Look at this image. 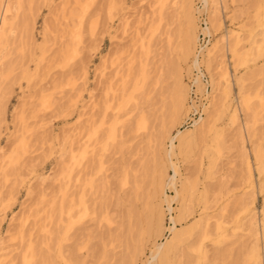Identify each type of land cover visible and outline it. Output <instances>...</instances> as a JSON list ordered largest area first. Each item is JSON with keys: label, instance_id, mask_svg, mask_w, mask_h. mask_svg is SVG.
Segmentation results:
<instances>
[{"label": "rangeland", "instance_id": "374dc122", "mask_svg": "<svg viewBox=\"0 0 264 264\" xmlns=\"http://www.w3.org/2000/svg\"><path fill=\"white\" fill-rule=\"evenodd\" d=\"M9 1L13 8L7 16L13 17L8 24V38L0 53V58H4L3 62L0 59V264H8L12 260L16 261L13 264H21L20 258L27 252L26 246L29 240L32 241L34 248L40 246L39 249L43 250L45 246L40 239L43 237V224L47 225L48 229L55 227L52 229L61 232L58 239L52 240V246L49 242L47 244V240L45 241L51 247L53 264H63L62 258L69 255L67 258L71 259L70 254L72 259L77 256L82 257L83 259L80 260L77 257L79 261L83 260L81 264L85 261V264H159L151 259L155 245L159 246L170 240L172 233L168 230L175 232L182 228L190 232L176 249L168 252L169 264H191L192 260V264H228L236 259L237 263L241 260L242 262L239 263L242 264L243 261L253 260L247 256V252L248 255L250 254L248 249L250 250L252 243L258 244L257 252L261 260L259 261L264 264V238L260 231L261 222L264 221L262 214L264 189L255 169L258 162L253 155L255 146L256 149L258 147L264 152V44L262 43L264 0H209L205 9L201 0ZM7 2L8 0H0V18L3 15L2 8ZM18 3L22 8H18L20 7ZM161 6L165 10L163 23L159 21V13H157V9ZM183 6L186 10L189 8V13L193 15L194 30L198 38L192 48L195 50L187 56L183 55L179 47L182 35L188 27L183 18L186 11ZM77 8L79 9L77 13L83 12L79 30L76 25L77 20L71 19L69 14L71 9L73 13L78 10ZM214 12L218 14L214 15ZM210 14L214 17L211 18ZM123 18L128 19L124 34L120 29ZM217 20L221 23L220 27ZM21 23L29 27H22ZM205 28H209V33L203 31ZM231 31L238 33L242 39L237 47L239 55L236 57H233L228 49L232 38L229 37ZM130 38L134 40L127 44ZM118 43L126 46V54L122 56L123 59L125 57L123 63L127 64V60L133 57L136 65L133 63L132 73L137 79L135 82H138L137 88L127 92V95L131 93L132 99H124L123 102L112 99L106 80L111 72L110 54L114 52L115 44ZM128 47L129 50L126 49ZM131 48L136 51L133 49L131 51ZM194 55L197 56V65H200H196L198 68L193 64ZM219 62L226 63L224 65L228 71L230 90L227 97L223 94L222 82L217 84ZM142 69L146 76L144 87L141 85ZM242 95L247 98L248 109L241 104ZM180 96H183V105L181 110L177 111L173 104ZM109 97V103H106ZM101 103L110 106L107 113L111 114H108L107 124L102 128L104 130L106 127L104 140L109 133V124L113 127V137L108 140L109 146L105 147L108 148V152L105 150L102 154L101 168L96 167L97 170L99 169L98 177L102 179V182L98 180L96 185L101 188L99 187V191L96 186L98 192L96 190L93 196L95 207L93 204L88 216L80 220L75 214L76 217L71 216L72 220L70 218L69 222H63V227L71 225L67 231L68 240L65 241L59 218L53 216L51 220H45L47 214H51L49 213L51 210L46 207L50 208L49 203H53L58 208L64 190L66 196H71H68L69 199L64 205L74 199L72 193L76 168L72 165V155L77 128L81 123L85 124L88 115L91 117L96 113L94 112L96 105L95 111L98 110L96 114L102 113L106 106L104 105L102 110ZM234 107L237 110V121L232 123L230 111ZM200 117L208 124L203 133L191 135L183 144H178L175 139L172 142L173 151L171 154L167 153L171 149L170 139L175 137L178 131L190 130L193 121H197ZM247 120L251 122L249 132L244 129ZM239 128L241 135L238 132ZM242 151L246 153L250 162L254 181L252 189L255 200L249 205L247 212L241 209L239 203L240 198L243 196L241 201L244 202L246 200L244 194L250 192L248 183L245 182L246 166L241 155ZM174 170L175 188L166 186L163 189V196L160 195L162 193L157 191L158 173L161 172L165 178H171ZM124 171L128 173L127 180L128 176L132 179L129 184H124ZM11 172L16 176L11 175ZM18 173H21L20 176ZM134 180L139 181L144 188L137 190V195L133 191ZM184 184L189 189L183 200L181 195L175 196V189L180 190ZM193 184L196 191L191 196L189 190H192ZM128 193L131 195H127ZM53 195L54 199H52ZM164 198L170 200L172 211L168 212L167 203L161 202ZM102 200L104 203L100 204ZM34 203L37 206L32 205ZM184 203L187 206L191 205L192 209L189 211L193 213L188 217L186 225L180 222L181 224H177L176 228H172L169 219L177 218ZM159 204L164 212L161 234L145 228L143 221L147 210ZM237 205L238 207H235ZM39 206L44 207L40 210ZM31 208L34 209L33 213L30 212ZM102 209L103 211L99 212ZM127 209H132L142 221L141 227L139 226L137 230L132 228L133 223L130 224L135 219L128 218ZM56 212L57 210L53 213L57 215ZM252 214L257 232L254 238L249 234H252V231L248 232V218L252 217ZM29 219L30 222L34 219L33 224L32 222L28 224ZM196 219L201 220L198 227L193 226V223L198 222ZM214 220L220 223V229L217 231ZM25 224H28V227L25 226L28 231L31 229L26 237L23 236L28 232L24 228ZM77 224L81 231L75 227ZM206 224L211 227L205 230L207 236L203 235ZM81 226L83 229L80 228ZM23 228L26 233L24 231L22 233ZM35 232L38 235H35ZM18 235L19 238L25 237L27 241L25 238V240L17 239ZM40 235V238L35 239V236ZM37 239L40 241L36 242ZM248 242L251 244L249 245ZM12 244H16V248ZM60 244L65 245V248L63 246L65 250L73 248L72 252L77 254L74 256L71 249L64 252L63 248L61 254ZM4 246L6 250L3 249ZM9 246L13 252L7 251ZM91 246L94 250L90 248ZM95 247H98L97 251ZM198 247L199 250L196 251ZM182 250L185 253H182ZM38 251L36 249V252ZM218 252L223 254L224 258L220 256L222 260L219 255L216 257ZM94 253L98 257H95ZM187 255L191 258L186 257ZM216 258L217 260L219 258V261H215Z\"/></svg>", "mask_w": 264, "mask_h": 264}, {"label": "bare ground", "instance_id": "6f19581e", "mask_svg": "<svg viewBox=\"0 0 264 264\" xmlns=\"http://www.w3.org/2000/svg\"><path fill=\"white\" fill-rule=\"evenodd\" d=\"M2 1V0H1ZM7 1V0H6ZM12 1H15V0H12ZM122 1V0H121ZM167 1V0H166ZM202 1V3H203V9H205V7H206V4H208V2H209V0H201ZM18 2V1H17ZM16 2V3H17ZM70 2V1H69ZM115 2H117V0L115 1ZM114 2V3H115ZM159 2V1H158ZM6 3V2H5ZM16 3H15V5H16ZM160 3H161V1H160ZM167 3V2H166ZM4 4V3H3ZM20 3H18V6H20V7H18V8H22L21 7V5H19ZM24 4V3H23ZM162 5H163V2L161 3ZM12 3L8 0V2H7V4H6V6H5V4H4V6L5 7H3L2 9H3V15L1 16V18H0V53L2 52L1 51V49H2V47L4 46V42H5V40H6V38H8L7 37V30H8V24H9V22H11V19H12V17L10 18H8V16H7V14L8 13H10L12 10ZM65 5V4H64ZM166 5V4H165ZM187 5V4H186ZM14 6V5H13ZM23 6V5H22ZM60 6V5H59ZM158 6V5H157ZM167 6V5H166ZM70 7V6H69ZM68 7V8H69ZM76 7V6H75ZM180 7V6H179ZM184 7V9H185V6H183ZM187 7H189V6H187ZM166 8V7H165ZM65 9H67V8H65ZM70 9V8H69ZM68 9V10H69ZM78 9V8H77ZM77 9H75V10H77ZM167 9V8H166ZM186 10V9H185ZM184 10V11H185ZM189 8L184 12V14H183V18H184V20H185V24H187L186 25V30L184 31V34L182 35V41H180L181 42V45L179 46L180 47V50H181V52L183 53V55H185V56H187V54H189L191 51H193V50H195V48L194 49H192L193 48V46L194 45H196V43H197V40H198V38H197V35L195 34L196 33V31L194 30V26H195V22H194V18H193V15L192 14H190L189 13ZM212 10V9H211ZM14 11H15V9H14ZM71 11H73L72 9H71ZM71 11H69V14L71 15L70 16V18L71 19H73V18H75L76 20H77V29L79 30V28L81 27V25H82V13L80 12V13H77V12H79V9L77 10V11H74V12H76V13H72ZM117 11V10H116ZM195 10H193V12H194ZM197 11V10H196ZM71 12V13H70ZM118 12V11H117ZM153 12H154V10H153ZM181 12H182V9H181ZM191 12H192V10H191ZM200 12V10H198V13ZM157 13H159L158 14V19H159V21L160 22H162V20H164V16H165V10L163 9V6H161L159 9H157ZM216 12H214V15H217V14H215ZM181 14V13H180ZM212 14H213V12H212ZM0 15H1V13H0ZM53 15V14H52ZM211 15V14H210ZM214 15L212 16L211 15V18H213L214 17ZM10 16V15H9ZM111 16H112V13H111ZM124 16H126V15H124ZM69 17V16H68ZM171 17V16H170ZM172 18H173V16H172ZM182 18V19H183ZM70 19V20H71ZM121 19V18H120ZM216 19H217V17H216ZM196 20V19H195ZM67 21V20H66ZM69 21V20H68ZM72 21V20H71ZM25 22H26V20H25ZM24 22V23H25ZM127 22H128V19L127 18H123V20L121 21V24H120V29H121V33L122 34H124L125 33V28H126V26H127ZM217 23H218V25H219V27L221 26V23L219 22V20H217L216 21ZM23 23V24H24ZM163 23V22H162ZM26 24V23H25ZM25 24H24V26H25ZM28 24H31V23H28ZM184 24V23H183ZM213 24V23H212ZM15 26H17V25H15ZM21 26L22 27H24L23 25H22V23H21ZM31 26V25H30ZM119 26V25H118ZM13 27V26H12ZM12 27H11V29H12ZM27 27H29V26H27ZM26 26H25V28H27ZM46 27V26H45ZM181 27H182V25H181ZM218 27V28H219ZM24 28V29H25ZM31 28V27H30ZM47 28V27H46ZM119 28V27H118ZM180 28V27H179ZM23 29V30H24ZM127 29V28H126ZM215 29V28H214ZM13 30V29H12ZM118 30V29H117ZM197 30V29H196ZM209 28H205L203 31L205 32V33H209ZM179 31H180V29H179ZM10 32V31H9ZM24 32H25V30H24ZM31 32V31H30ZM58 32V31H57ZM136 32V31H135ZM134 32V33H135ZM23 33V32H22ZM116 33V32H115ZM133 33V34H134ZM168 33V32H167ZM183 33V32H182ZM76 33H74V36L76 37V38H78V35H75ZM176 34H178V33H176ZM117 35V34H116ZM137 35V34H136ZM181 35V34H180ZM230 35L231 36H229L230 38H231V40L229 41V47H228V49H229V51H230V53L232 54V56L233 57H236V56H238L239 54H238V51H237V47L239 46V44H240V42H241V37L238 35V33H235L234 31H231L230 32ZM262 35V34H261ZM66 36H68V34L66 35ZM15 37V36H14ZM113 37V36H112ZM114 37H115V35H114ZM170 37L171 36H169V38L168 39H170ZM132 38V37H131ZM130 38V42L128 41V43L127 44H129V43H131V42H133V40ZM134 38V37H133ZM181 38V37H180ZM117 39V38H116ZM139 39V38H138ZM142 39V38H141ZM251 39V38H250ZM47 40V39H46ZM123 40V39H122ZM132 40V41H131ZM263 40V44H264V39H262ZM138 41V40H137ZM135 42V41H134ZM139 42V41H138ZM138 42H136V43H138ZM255 42V41H254ZM7 43V42H6ZM55 43H56V41H55ZM74 43V42H73ZM140 43V42H139ZM138 43V44H139ZM252 43H253V40H252ZM256 43V42H255ZM134 44V43H133ZM132 44V45H133ZM142 44V43H141ZM140 44V45H141ZM250 44H251V42H250ZM62 45V44H61ZM8 46V45H7ZM115 48L113 49L114 50V52H112L110 55H111V58H110V66H111V72H110V74H108L109 75V78L108 79H106V80H108V87H109V90L111 91V94H112V99L114 100V99H117V101H121V102H123V100L125 99V100H127V99H132V98H130L131 97V93H128V95H127V92L129 91L130 92V90L131 91H133L135 88H137V81L135 82V76H133V74L134 73H132V70L134 69V67H133V63L136 65V63H135V61L133 62V57L131 56V58H130V60H129V62H128V60H127V64H126V62L125 63H123V61H124V59H125V57H124V59L122 58V56H123V54L125 55L126 53H125V45L124 44H121V43H118V44H115ZM133 47H135V44L133 45ZM8 48V47H7ZM139 48V47H138ZM137 48V49H138ZM205 48V47H204ZM127 50H129L130 48L128 47V48H126ZM132 49L134 50V48H131V51H132ZM241 49V48H240ZM244 49V48H243ZM243 49H242V51H243ZM263 49H264V46H263ZM4 50H5V48H4ZM9 50H10V48H9ZM44 50V49H43ZM127 50H126V52H127ZM207 50V49H206ZM248 50H249V48H248ZM130 51V52H131ZM134 51H136V50H134ZM251 51V50H250ZM260 51H261V49H260ZM240 52V51H239ZM245 52V51H244ZM129 53V52H128ZM192 53V52H191ZM199 53H201V52H199ZM208 53V52H207ZM242 53V52H241ZM128 55V54H127ZM2 56V55H1ZM107 56V55H106ZM134 56H135V53H134ZM241 56V55H240ZM4 57V56H3ZM2 57V58H3ZM7 57V56H6ZM127 57V56H126ZM129 57H130V55H129ZM109 58V57H108ZM108 58H107V60H108ZM128 58V57H127ZM1 59V58H0ZM209 59V58H208ZM2 60H4V58L3 59H1V61ZM43 60V59H42ZM105 60V59H104ZM134 60H136L135 58H134ZM141 60V59H140ZM200 61V60H199ZM203 61V60H202ZM212 61V60H211ZM224 61V60H223ZM3 62V61H2ZM106 62H108V61H106ZM105 62V63H106ZM104 63V64H105ZM193 64L196 66L197 64H198V60H197V56L196 55H194V58H193ZM199 64H201V63H199ZM224 64H226V63H224V62H219L218 63V66H220L219 68H218V70H219V74H218V78H217V81H218V83L217 84H221V82H222V87H223V94L227 97V95H228V92H229V87H230V83H229V76H228V71H227V68H226V65H224ZM18 66V65H17ZM197 66H200V65H197ZM196 66V67H197ZM108 67V66H107ZM103 68V67H102ZM137 68V67H136ZM198 68V67H197ZM22 69V68H21ZM83 69V68H82ZM101 69V68H100ZM105 69V68H104ZM79 70V69H78ZM217 70V69H216ZM215 70V71H216ZM1 71H3V70H1ZM104 71V70H103ZM136 71V70H135ZM4 73V72H3ZM6 73V72H5ZM72 73V72H71ZM73 73H74V71H73ZM102 73V72H101ZM141 79H142V84L141 85H143V87H144V82H145V80H146V76H145V71H144V69H142L141 70ZM107 74V73H106ZM105 74V75H106ZM1 75V74H0ZM4 75V74H3ZM135 75V74H134ZM73 76H75L76 77V75H73ZM104 76V75H103ZM107 76V75H106ZM105 76V77H106ZM138 76V75H137ZM136 76V77H137ZM81 77V76H80ZM108 77V76H107ZM9 78V77H8ZM77 78H79V77H77ZM104 78V77H103ZM79 80V79H78ZM105 80V81H106ZM137 80V79H136ZM82 82V81H81ZM104 82V81H103ZM216 84V83H215ZM216 84V85H217ZM103 85V84H102ZM104 85H106L105 83H104ZM131 86L133 87V88H131ZM213 86H214V84H213ZM107 87V86H106ZM105 87V90L107 89ZM142 87V88H143ZM31 88V87H30ZM29 88V89H30ZM33 88V87H32ZM102 88H103V86H102ZM45 91H47V90H45ZM182 91H184V88L182 89ZM81 92V91H80ZM108 92V91H107ZM73 93V92H72ZM75 93V92H74ZM76 93H77V91H76ZM43 94V93H42ZM78 94V93H77ZM110 94V93H109ZM148 95V94H147ZM244 95V94H243ZM242 95V97H241V104L242 105H244L245 107H246V109H248L247 107H248V104H247V98L245 97V96H243ZM7 96V95H6ZM33 96H34V94H33ZM75 96V95H74ZM110 96V95H109ZM128 97V98H125V97ZM224 96V97H225ZM29 97V96H28ZM108 97V96H107ZM183 97V96H182ZM181 96L180 97H177V99H176V101H175V104H173L172 106L177 110V111H179V110H181V108H182V105H183V98H182ZM102 98H104V96L102 97ZM109 99H110V97L108 98V100H106V103H109ZM149 99V98H148ZM71 100V99H70ZM103 99H101V101H102ZM184 100H185V98H184ZM2 101V100H1ZM74 102V101H73ZM106 103H101V104H103L102 105V110H103V106L105 105L106 106ZM113 103V102H112ZM111 103V104H112ZM172 103H174V102H172ZM93 104V103H92ZM95 104V103H94ZM97 104V103H96ZM100 104V105H101ZM114 104V103H113ZM225 104V103H224ZM227 104V103H226ZM100 105H99V107H100ZM104 106V107H105ZM98 107V108H99ZM229 107V106H228ZM86 108V107H85ZM96 108H97V105H96ZM96 108H95V110H96ZM110 108V106L108 105V106H106L105 108H104V110L103 111H101V112H99V113H101V114H96L97 112H98V110L97 111H95L94 110V112H96V113H93L92 114V112H91V114H92V116L90 117L89 115H88V119H87V121H85L84 123L85 124H83V123H81L80 125H78V128H77V132H76V138H75V148H74V151H73V155H72V162H73V164L72 165H74L75 167L74 168H76V171L75 170H73V171H75V175H74V190H73V196H74V199H71L70 201H69V203L67 204V205H64L65 204V202H66V200H68L69 198H68V196H66L65 195V190L63 191L64 193H63V196H62V199H61V201H60V204H59V206H58V208H57V206L55 207L54 206V204L52 203H49L50 204V206H49V204H48V206L51 208H48V207H46V205H44L48 210H51V211H49V213H51V214H47L46 212V214L48 215H46L45 216V214L42 212V211H39V213L40 212H42L43 214H44V216L46 217L45 218V220L47 219V220H51L52 218H53V216H57V218H59V221H61V223H62V225H61V227H59V228H61V230L63 231V233H62V235H63V239L65 240V241H67L68 240V235H67V231L71 228V225L70 224H68L67 225V227H63V222L65 223V221L66 222H69V219L71 218V216L73 215L74 217H76V215H78V217H79V219L81 220V218L82 217H86V216H88V214L90 213V210H91V207L93 206V204H94V201H93V196H95V192H96V190H97V192H98V189L97 188H99L98 187V185H96V183H97V181L98 180H101L100 182H102V179H101V177H98V170L96 169V167L98 166L99 168H101V158H102V154H103V152L105 151V150H107V152H108V148L107 149H105V147L106 146H109V143H108V140H110V139H112V133H113V127L111 126V124H109V126H108V135H107V137L105 138V140L103 139V135L106 133H104V130H106V127H105V129L103 130L102 128H103V126L104 125H106L107 124V122H106V118L108 117V114L109 113H107L108 112V109ZM112 108H114V106H112ZM92 110H93V108H92ZM177 111H175V112H177ZM251 112V111H250ZM86 113H87V111H86ZM130 113V112H129ZM173 113V112H172ZM179 113V112H178ZM83 114H85L84 112H83ZM96 114V115H95ZM113 114H115V113H113ZM251 114H254V113H251ZM109 115H111V114H109ZM82 116V115H81ZM84 116V115H83ZM1 117V116H0ZM79 117H80V115H79ZM112 117H113V115H112ZM111 117V118H112ZM125 117V116H124ZM120 118V117H119ZM230 118H231V122L232 123H235L236 121H237V110H236V108L234 107V109H232L231 111H230ZM1 119V118H0ZM22 120H24V119H22ZM252 120V119H251ZM250 120V121H251ZM127 122H129V121H127ZM41 123V122H40ZM80 123V122H79ZM249 123H251V122H249L248 120L244 123V129L247 131V132H249L250 131V125L251 124H249ZM206 125H208L206 122H205V120L202 118V117H200L197 121H193V124L191 125V129L190 130H184V131H178L177 132V134H176V136L175 137H173V138H171L170 139V147H171V149H170V151L169 152H167V153H170L171 154V152L173 151V144H172V142L175 140V139H177V141H178V144H183L184 142H187L188 140H187V138L189 139V137L191 136V135H193V134H196V133H203V130L205 129V127H206ZM240 127V126H239ZM209 129V128H208ZM240 129L241 128H239L238 129V132H239V134L241 135V131H240ZM15 130V129H14ZM15 132V131H14ZM18 132H19V130H18ZM17 132V133H18ZM24 133V132H23ZM247 134V133H246ZM122 136V135H121ZM120 136V137H121ZM241 138V137H240ZM119 139V138H118ZM18 140V139H17ZM187 140V141H186ZM241 140H242V138H241ZM115 142V141H114ZM120 142H121V140H120ZM31 143H32V141H31ZM116 143V142H115ZM119 143V142H118ZM69 144V143H68ZM104 144H105V146H104ZM114 144V143H113ZM116 145V144H115ZM118 145V144H117ZM29 146V145H28ZM71 146V145H70ZM181 146V145H180ZM31 147V146H30ZM23 149V148H22ZM242 149H243V147H242ZM257 149H258V147H257ZM256 149V146H255V148H254V150H253V152H254V156H255V160L258 162V166H257V168H255L256 169V172H257V175H258V178L261 180V187L264 189V152H262V150H257ZM260 149H262V148H260ZM71 150H72V148H71ZM72 152V151H71ZM242 158L244 159V162H245V166H246V181L245 182H247L248 183V187L250 188L249 189V191L250 192H248L247 194L245 193L244 195H246L245 196V198L244 199H246L244 202H243V200L241 201V199H243V196H242V198H240V201H239V203L241 204V206H242V208L241 209H243V211L244 212H247L248 211V207H249V205H251L253 202H254V200H255V198H254V194H253V183H254V181H253V173H252V169H251V167H250V162L248 161V158H247V156H246V153L244 152V151H242ZM64 162V161H63ZM71 162V163H72ZM65 163V162H64ZM20 166V165H19ZM22 166V165H21ZM26 166V165H25ZM69 166V165H68ZM70 167V166H69ZM27 168V167H26ZM15 169V168H14ZM68 169V168H67ZM11 170H12V168H11ZM16 170V169H15ZM27 170V169H26ZM70 170V169H69ZM68 170V171H69ZM10 171V170H9ZM13 171V170H12ZM15 172H17V170L15 171ZM12 173V172H11ZM68 173V172H67ZM19 174V173H18ZM21 174V173H20ZM20 174L18 175V176H20ZM127 174L128 173H126L125 171H124V184H126V183H128L129 184V182H130V180H132V179H129V176H128V180H127ZM159 175H158V178H157V186H158V190L157 191H160V193H162V194H160V195H162L163 196V189H164V187H166V186H171L172 188H175V183H174V178H175V174H176V172H175V170H174V173H173V176L171 177V178H165L164 177V175H162V173L160 172V173H158ZM11 175H13V176H16V175H14L13 173L11 174ZM64 175V174H63ZM7 176L8 175H6V178H7ZM11 177V176H10ZM65 177V176H64ZM64 177H63V179H64ZM136 177V176H135ZM100 178V179H99ZM14 179V178H13ZM135 179V178H134ZM99 182V181H98ZM142 183V182H141ZM17 184V183H16ZM98 184V183H97ZM99 185H103V184H99ZM60 187H61V185H59ZM70 186V185H69ZM96 186H97V188H96ZM154 186V185H153ZM30 187V186H29ZM131 187V186H130ZM134 193L136 194L137 193V190H141L142 188H143V186H141L140 185V183H139V181L138 182H136V180H134ZM142 187V188H141ZM31 188V187H30ZM49 188V187H48ZM52 188V187H51ZM101 188V187H100ZM100 188H99V191H100ZM103 188V187H102ZM61 189H62V187H61ZM144 189V188H143ZM189 189V188H188ZM188 189H187V187H186V184H184L182 187H181V189L180 190H176L175 189V196L176 197H178V196H182V198H183V200H184V198H185V194L186 193H188L187 191H188ZM58 190H59V188H58ZM72 190V189H71ZM131 190V189H130ZM70 191V190H69ZM129 191V190H128ZM195 191H196V187H195V184H193V187H192V190H189V192H191V196H193V194L195 193ZM264 191V190H263ZM39 192V191H38ZM41 192H43V191H41ZM51 192V191H50ZM57 192V191H56ZM61 192V191H60ZM141 192H143V191H141ZM158 193V192H157ZM39 194V193H38ZM37 194V195H38ZM70 194V193H69ZM131 195V193H128L127 195ZM139 194V193H138ZM145 194V193H144ZM143 193H142V195H144ZM40 195V194H39ZM42 195V194H41ZM45 195H46V193H45ZM98 195H99V193H98ZM137 195V194H136ZM141 195V194H140ZM56 196V195H55ZM39 197H41V196H39ZM46 197V196H45ZM48 197V196H47ZM69 197H71V196H69ZM99 197V196H98ZM129 197H132V196H129ZM128 197V198H129ZM165 197V196H164ZM240 197V196H239ZM100 198V197H99ZM127 198V200L129 201V199H131V198H129L128 199ZM142 198V197H141ZM153 198V197H152ZM27 199V198H26ZM40 199V198H39ZM44 199V198H43ZM52 199H54V195H53V197H52ZM58 198H56V200H57ZM101 199H103V198H101ZM28 200V199H27ZM27 200H25V202L27 201ZM33 200V199H32ZM142 200H143V198H142ZM174 200V199H173ZM52 201V200H51ZM54 201V200H53ZM52 201V202H53ZM30 202V201H29ZM68 202V201H67ZM130 202V201H129ZM161 202H165V203H167V211L168 212H170V211H172V208L170 207V200H168L167 198H164ZM46 204H47V202H45ZM45 203H43V204H45ZM104 202H103V200H102V202L100 203V204H103ZM127 203V202H126ZM186 203V202H185ZM183 204L182 205V207L180 208V211H179V214H178V216H177V218H173V217H170V219H169V221H171V224H172V228H176V226H177V224H179L180 222H184L185 223V225H186V221H187V219H188V217H190L191 215H192V213L193 212H190L189 210L190 209H192L190 206H187L186 204ZM235 203H237L236 201H235ZM238 203V204H239ZM21 204V203H20ZM32 205H35V203L34 204H32ZM132 205V204H131ZM161 205H162V203H161ZM161 205L159 204V205H157V206H154V207H151V208H149L148 210H147V212L144 214V224H145V228H147V229H153V231L155 230L156 231V233H158V234H161L162 232H163V222H164V212H163V210H162V207H161ZM35 206H37V204L35 205ZM43 206V207H44ZM101 206V205H100ZM130 206V205H129ZM128 206V208H131V207H129ZM24 207V206H23ZM30 207H32L31 205H30ZM41 206H39L38 207V209L40 208ZM42 207V208H43ZM94 207H95V204H94ZM235 207H238V205L237 206H235ZM28 208V207H27ZM34 209L36 208V207H33ZM42 208H40V210L42 209ZM101 208H103V207H101ZM100 208V209H101ZM135 208V207H134ZM142 208V207H141ZM26 209V208H25ZM32 209V208H31ZM30 209V212L31 213H33L32 211L34 210V209H32L31 210ZM94 209H96V208H94ZM93 209V210H94ZM57 210V212H58V214L57 215H55L53 212H55ZM128 210V218L131 220V219H135V221L133 222H131L130 224L132 225V223H133V226H132V228L133 229H136L137 230V228H139V226L142 224V221L138 218V216H137V214H135V212L131 209V210H129V209H127ZM28 211V210H27ZM36 211H38L37 209H36ZM95 211V210H94ZM100 211H103V209L102 210H99V212ZM242 211V210H241ZM29 212V211H28ZM56 212V213H57ZM21 212L19 211V214H20ZM39 213H37L36 212V214H38L39 215ZM95 213V212H94ZM102 213V212H101ZM99 214V213H97V214H99V215H102V214ZM122 213V212H121ZM137 213V212H136ZM143 213V212H142ZM52 214H54V215H52ZM76 214V215H75ZM96 214V213H95ZM95 214H94V216H95ZM262 214H263V216H264V206H263V209H262ZM17 215V214H16ZM22 215H23V213H22ZM24 215H25V213H24ZM33 215V214H32ZM42 215V214H41ZM98 215V216H99ZM15 216V215H14ZM36 216V215H35ZM72 216V217H73ZM38 217V216H37ZM41 217V216H40ZM96 217V216H95ZM95 217H94V219H95ZM13 218V217H12ZM21 218V217H20ZM22 218H24V217H22ZM29 218V217H28ZM33 218V217H32ZM39 218V217H38ZM201 218V217H200ZM37 219V218H36ZM35 219V220H36ZM92 219V217L90 218V220ZM93 219V220H94ZM121 219V218H120ZM249 220H248V226H249V229H248V232H250V231H252V234L251 233H249L250 235H252V236H250V237H256V235H257V232H256V229H255V222H254V215L252 214V217L251 216H249V218H248ZM11 220V219H10ZM27 220V219H26ZM34 220V219H33ZM33 220L31 221L32 222V224H33ZM64 220V221H63ZM71 220H72V218H71ZM90 220H88L89 222H90ZM197 220V219H196ZM200 220V219H199ZM199 220H197L196 222H197V224H195V223H193L194 225L193 226H197L198 227V225L200 224V221ZM262 220H263V218H262ZM13 221V220H12ZM15 221H16V219H15ZM29 221V222H28ZM27 222H28V224L29 223H31L30 222V219L28 220ZM53 221V220H52ZM94 221H96V220H94ZM122 221V220H121ZM216 221V222H215ZM123 222V221H122ZM18 223H19V221H18ZM23 223H24V219H23ZM37 222H35V224H36ZM48 223V222H47ZM53 223V222H52ZM82 223V222H81ZM87 223V222H86ZM96 223V222H95ZM206 223H207V221H206ZM214 223H215V228H216V231L217 230H219L220 229V223L217 221V220H214ZM223 223V222H222ZM262 224H261V228H260V231H261V235H262V237L264 238V221H262L261 222ZM20 224V223H19ZM28 224H25L24 225V228L25 229H27V225ZM35 224H34V226H35ZM39 224V223H38ZM181 224V223H180ZM15 225V224H14ZM17 225V224H16ZM15 225V226H16ZM22 225V224H21ZM37 225V224H36ZM56 224H54V226H55ZM81 225V224H80ZM86 225V224H85ZM93 225V224H92ZM202 225V224H201ZM209 224H206L205 225V228L203 229L204 230V234L203 235H206L207 234V232L205 233V230L207 231V228L208 227H210V225L208 226ZM25 226H27V227H25ZM31 226V225H30ZM29 226V227H30ZM41 226H42V224H41ZM51 226H53V225H51ZM83 226H84V224H83ZM83 226H81L80 228H82ZM93 226H95V225H93ZM120 226V225H119ZM247 226V227H248ZM18 227V226H17ZM19 227H20V229H21V226L19 225ZM18 227V228H19ZM48 226L47 225H44L43 224V237H41V235L40 236H35V239L37 238V237H41L40 239H41V242H42V244H43V246H45L44 248H43V250L42 249H39L40 248V246H39V248H34V246H33V243L31 244V240H29V243L27 244V246H26V250H27V252L22 256V258H20L21 259V264H53V262H52V257H51V255H50V252H51V247L50 246H52L51 245V242H52V240L54 239H58L59 238V234L61 233V232H59V231H55V229L53 230L52 228H55V227H52L51 229H48L47 228ZM75 227H77L78 228V224L77 225H75ZM87 227H89V226H87ZM141 227V226H140ZM23 228V230H22V233H24L25 232V229ZM31 228H32V226H31ZM35 228H37L36 226H35ZM34 228V229H35ZM100 228V227H99ZM131 228V227H130ZM211 228V227H210ZM79 229V228H78ZM83 229V228H82ZM121 229V228H120ZM188 229V228H187ZM191 229V228H190ZM9 230V229H8ZM13 230V229H12ZM14 230H16V229H14ZM31 229H29V231H30ZM36 230V229H35ZM84 230H86V228L84 229ZM84 230H83V232H84ZM201 230V229H200ZM250 230V231H249ZM17 232H21V230H16ZM16 231H15V233H16ZM24 231V232H23ZM27 231H28V229H27ZM26 231V232H27ZM29 231L27 232V234H24L23 236H25L26 237V235H28V233H29ZM38 231V230H37ZM77 231V230H76ZM79 231H81V229H79ZM89 231V230H88ZM93 231V230H92ZM129 231V230H128ZM131 231H132V229H131ZM170 233H172V236H171V238H170V240L169 241H167L166 243H163V244H161V245H159V246H156L155 245V249H154V251H152L153 253H152V255H151V259L153 260V261H157L159 264H169V259H170V257H169V259H168V252H171L173 249H176V247L181 243V242H183L186 238H187V236H188V234H189V232H190V230L188 231V230H186L185 228H182L181 230H178V231H175V232H171L170 230H168ZM9 232V231H8ZM19 232V233H20ZM25 232V233H26ZM145 232V231H144ZM150 232H151V230H150ZM212 232V231H211ZM19 233H17V234H19ZM82 233V232H81ZM80 233V234H81ZM106 233V232H105ZM8 234V233H7ZM74 234H76V233H74ZM83 235L85 234V233H82ZM110 234V233H109ZM13 235V234H12ZM35 235H38V233L36 234V232H35ZM89 235H91V234H89ZM107 235V234H106ZM211 235V234H210ZM224 235V234H223ZM237 235V234H236ZM19 236L20 235H18V238L17 239H21V238H23V237H20L19 238ZM33 237H34V235H32ZM81 236V235H80ZM147 236V235H146ZM207 236V235H206ZM225 236V235H224ZM234 236V235H233ZM7 237H9L8 235H7ZM24 237V238H25ZM32 237V238H33ZM54 237V238H53ZM72 237V236H71ZM75 236H73V238H74ZM84 237V236H83ZM90 237V236H89ZM149 237V236H148ZM200 237H201V235H200ZM250 237H249V239H250ZM23 238V239H24ZM43 238V239H42ZM72 238V239H73ZM78 238V237H77ZM147 238V237H146ZM225 238V237H224ZM262 238V239H263ZM22 239V242H24V240L26 239H24L23 240ZM62 239V240H63ZM75 239H76V237H75ZM202 239V238H201ZM223 239V238H222ZM233 239V238H232ZM256 239V238H255ZM11 240V239H10ZM33 240V239H32ZM39 239H37L36 240V242L38 241ZM47 240V244H49L50 243V246H48L47 244H46V241ZM74 240V239H73ZM78 240V239H77ZM93 240V239H92ZM254 240V239H253ZM3 241V240H2ZM26 241H27V239H26ZM34 241V240H33ZM40 241V240H39ZM38 241V242H39ZM65 241L63 242V243H65ZM80 241H81V239H80ZM83 241H85L84 239H83ZM91 241V240H90ZM94 241V240H93ZM249 241V240H248ZM17 242H18V240H17ZM16 242V243H17ZM19 242H20V240H19ZM22 242H20V244L22 243ZM49 242V243H48ZM74 242V241H73ZM251 242V241H250ZM6 243H7V241H6ZM26 243V242H25ZM25 243H23V245L25 244ZM84 243V242H83ZM82 243V244H83ZM241 243V242H240ZM249 243V242H248ZM252 243V242H251ZM251 243H249V245L251 244ZM2 244V243H1ZM38 244V243H37ZM62 244V243H61ZM60 244V245H61ZM91 244V243H90ZM89 244V245H90ZM19 245V244H18ZM38 245H40V244H38ZM94 245H95V243H94ZM94 245H93V248H94ZM130 245V244H129ZM242 245V244H241ZM258 244H255V243H252L251 244V247H250V250L248 249V251H250L249 253V255H248V252H247V256H248V258H253V260H251L250 259V261H248L247 260V262H244L243 261V263L242 264H248L249 262H255L256 264H261V260L259 259V256H258V250H257V246ZM12 246H14V248H16L15 246H16V244H12ZM11 246V247H12ZM22 246V245H21ZM62 247H61V249L60 250H62V248H63V246H64V248H65V245H61ZM72 246V245H71ZM77 246V245H76ZM36 247V246H35ZM88 247V246H87ZM189 247V246H188ZM2 248V247H1ZM5 248V246L3 247V249ZM18 248V247H17ZM23 249L25 248L24 246L22 247ZM42 248V247H41ZM63 248V250H64V252H66V250H69V249H71V252L74 250L73 248H69V249H64ZM68 248V247H67ZM74 248H76L75 246H74ZM90 248H92V246L90 247ZM90 248H87L88 250L90 249ZM92 248V249H93ZM98 248V247H97ZM97 248L95 247V249H96V251H97ZM194 248V247H193ZM227 248V247H226ZM2 249V250H3ZM19 249V248H18ZM36 249L37 250H39L38 252H36ZM73 249V250H72ZM184 249V248H183ZM246 249V248H245ZM1 250V249H0ZM5 250H6V248H5ZM8 250H10V251H12V248L10 249V246L8 247V249H7V251ZM15 250V249H14ZM17 250V249H16ZM22 250V249H21ZM20 250V251H21ZM63 250H62V252H61V254L63 253ZM87 250V251H88ZM94 250V249H93ZM137 250V249H136ZM197 250H199V247L198 248H196V251ZM19 251V252H20ZM23 251V250H22ZM76 251V250H75ZM92 251V250H91ZM91 251H89V252H91ZM108 251V250H107ZM107 251H105L106 253H107ZM128 251V250H127ZM183 251V250H182ZM13 252V251H12ZM221 252V251H220ZM225 252V251H224ZM21 254L20 255H22V252H20ZM73 254H74V256H75V254H77V253H74V252H72ZM98 253V252H97ZM182 253H185L184 251L182 252ZM69 254H70V252H69ZM90 254V253H89ZM105 254V253H104ZM204 254H206V252H204ZM225 254V253H224ZM15 255V254H14ZM13 255V256H14ZM71 255V259L70 258H67L68 256H64L63 258H62V263L63 264H81L80 262L81 261H83V260H81V261H79L80 259H83L82 257L81 258H79L78 256V258H79V260L77 259V257L76 258H74V259H72V254H70ZM91 255V254H90ZM183 255V254H182ZM181 255V257H183ZM185 255V254H184ZM219 255V257L221 256V257H223V254H219V252H218V254L216 253V257ZM227 255H228V253H227ZM3 256H4V254H3ZM16 256V255H15ZM80 256V255H79ZM94 256H95V253H94ZM97 256V255H96ZM95 256V257H96ZM105 256H107V254H105ZM170 256V255H169ZM250 256V257H249ZM16 257H18V255L16 256ZM16 257H15V259L14 260H16ZM20 257V256H19ZM18 257V258H19ZM98 257V256H97ZM123 257V256H122ZM126 257V256H125ZM186 257H190L189 255H187ZM220 257V258H221ZM226 257V256H225ZM0 258H1V253H0ZM13 258V257H12ZM17 258V259H18ZM94 258V257H93ZM124 258V257H123ZM179 258V257H178ZM177 258V259H178ZM191 258V257H190ZM189 258V259H190ZM224 258V257H223ZM95 259H97V258H95ZM107 259V258H106ZM105 259V260H106ZM122 259V258H121ZM182 259V258H181ZM186 259H188V258H186ZM245 259H247V257H245ZM9 260H12L11 258H9ZM76 260H78V261H76ZM98 260V259H97ZM124 260H127V259H124ZM217 260V258L215 259V261ZM220 260H222V258L220 259ZM237 260V259H236ZM236 260H232V261H230L228 264H238L237 263V261ZM260 260V261H259ZM77 262V263H74V262ZM188 261V260H187ZM217 261H219V258H218V260ZM226 261H227V259H226ZM13 262L15 263L16 261H13L12 260V262L10 261L9 263L10 264H13ZM52 262V263H51ZM88 262V261H87ZM90 262V261H89ZM122 262H123V260H122ZM121 262V263H122ZM152 262V261H151ZM242 262V261H241ZM240 262V263H241ZM251 262V263H252ZM2 263V262H1ZM5 263V262H4ZM8 263V264H9ZM85 263H86V261H85ZM84 263V264H85ZM184 263H186V262H184ZM192 263H193V260H192ZM191 263V264H192ZM239 263V264H240ZM251 263H249V264H251ZM255 263H252V264H255ZM123 264V263H122ZM188 264V263H187ZM213 264V263H212ZM225 264V263H224Z\"/></svg>", "mask_w": 264, "mask_h": 264}]
</instances>
